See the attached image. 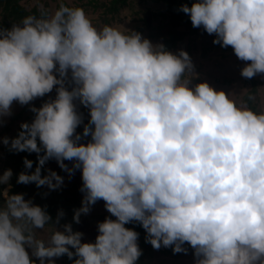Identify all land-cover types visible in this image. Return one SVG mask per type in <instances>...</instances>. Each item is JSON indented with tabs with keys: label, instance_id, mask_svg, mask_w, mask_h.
Listing matches in <instances>:
<instances>
[{
	"label": "clouds",
	"instance_id": "1",
	"mask_svg": "<svg viewBox=\"0 0 264 264\" xmlns=\"http://www.w3.org/2000/svg\"><path fill=\"white\" fill-rule=\"evenodd\" d=\"M38 9L0 26V116L13 101L26 104L54 86L55 96L32 105V120L2 142L37 153L35 168L20 171L17 183L57 188L63 177L51 169L41 175V167L54 158L71 172L64 163L71 160L84 193L73 220L98 199L114 218L97 222L94 241H82L70 223L57 228L43 207L10 193L6 168L0 264H55L62 254L76 256L71 264H135L141 249L138 233L125 226L131 221L153 248L187 251V242L194 264H264V107L206 81L190 86L197 74L187 51L167 50L138 31L97 27L72 0ZM180 10L247 62L241 76L264 73V0H192ZM76 101L89 110L87 142L75 132ZM23 164L30 169L33 161ZM45 228L48 235H38Z\"/></svg>",
	"mask_w": 264,
	"mask_h": 264
},
{
	"label": "rangeland",
	"instance_id": "2",
	"mask_svg": "<svg viewBox=\"0 0 264 264\" xmlns=\"http://www.w3.org/2000/svg\"><path fill=\"white\" fill-rule=\"evenodd\" d=\"M176 1V8L179 13H183L180 10L181 4L187 3L190 5L192 3V0ZM20 2L26 6L27 14H39V4H43L49 12L57 5V0H21ZM72 2L82 7L97 27L110 24L122 31L128 29L138 31L153 43L166 44V49L172 52L184 49L191 58L193 72L197 74L190 80V86L199 81H206L214 89L224 90L233 99L243 100L244 93L249 88V82L246 77L241 76L240 69L247 62L237 58L233 50L221 47L218 43H213L214 33H207L202 29V26L201 28L193 27L186 13L188 20L181 18L172 23L166 4L162 1L125 0L123 4H117V10L110 8L111 0H72ZM4 21L11 26L12 23L20 20L4 19L2 6L0 5V23ZM172 40H174L173 43ZM255 78L257 80V95L254 101L260 109L264 107V73L255 74ZM65 86L71 88L72 85L65 81ZM54 96L55 86L49 93L35 97L26 104L13 101L10 114L0 116V173L6 168L12 169L9 183L19 171H31L35 168L37 153L10 150L8 145L2 142V138L6 136L11 139L16 136L20 130L21 122H30L34 117L35 113L31 111V106L39 107L45 100L54 98ZM75 103L76 110L81 115V123L75 129L76 133H81L78 142H87L90 136L83 135V126L88 123L89 110L86 106L79 104L78 101ZM17 153L22 154L20 160L16 157ZM40 154L42 155L43 151ZM24 157H28L33 161L32 168L25 169ZM64 163L72 169L71 172L61 169L54 158L48 159L41 167L44 174L51 169L63 177V182L59 187L49 189L47 185L38 187L34 182H29L22 183L20 189L15 192L23 193L25 199H31L32 203L43 207L52 218L50 223H54L57 228H62L64 223H70L74 231L82 232V237L85 240L94 241L97 235V222L102 221L106 216L114 217L104 207V201L98 199L90 205L87 213L80 214L79 222L73 220L74 210L80 207L84 195L81 191L82 180L79 168L74 167L71 160H65ZM10 185L12 186L11 183ZM5 187L6 185L2 189ZM10 188H8V191L15 193L11 192ZM0 201H2V197H0ZM59 212H62L63 215L60 216L57 222L56 217ZM137 224L139 222L131 221L127 223V227L134 229ZM139 228L137 243L144 257L148 260V264H194L196 257L193 254V248L187 242L182 245L187 251L174 253L171 246H161L156 249L146 242L145 230L141 226ZM37 231L38 235L46 237L49 230L45 228ZM52 259L55 264H66L62 256L53 257Z\"/></svg>",
	"mask_w": 264,
	"mask_h": 264
},
{
	"label": "trees",
	"instance_id": "3",
	"mask_svg": "<svg viewBox=\"0 0 264 264\" xmlns=\"http://www.w3.org/2000/svg\"><path fill=\"white\" fill-rule=\"evenodd\" d=\"M20 1L21 0H0V5L2 6L4 19H10L11 21H14V20L18 21L23 16H25L27 14L28 10H27L26 6ZM124 1L125 0H111L110 8L113 10H117V7H118L117 4L118 3L123 4ZM153 1H162L166 4V8H167L168 13L170 14V18H171L172 23L175 20L181 19V18H183L184 20H188V17L186 16V14L184 12L183 13L178 12V10L176 8V6H177L176 0H153ZM6 23H7L6 21L1 22L0 26L10 27L9 24H6ZM173 42H174V40H172V43ZM226 48L232 50L231 46H226ZM246 80L249 82V88L244 93L243 100L247 101V105L249 107H251L253 109H258L257 104L254 101V98L257 95V80L255 78V75L252 76L251 78H246ZM249 94L253 95L254 98L252 100L248 99ZM32 153H35V152H32ZM16 157L18 158V160H20L22 158V154L17 153ZM19 170H21V169H19ZM41 175H44L43 171H41ZM16 177H17V174L14 176V179L11 180V182H10L12 184V186L10 188L11 192H15L17 189H20V187L22 185V183H17ZM3 186H4L3 184H0V189H2ZM125 226L127 227V223ZM139 226H140V224H137L136 227L134 228V230L138 234L140 231ZM138 238H139V236H138ZM138 238H137V241H138ZM81 240L82 241H92V240H85L82 236H81ZM60 256H62L64 258L66 264H71V261L76 259L75 255H73L71 258H69L66 254H62ZM135 264H148V260L144 257L143 252H141V254L137 258Z\"/></svg>",
	"mask_w": 264,
	"mask_h": 264
},
{
	"label": "water",
	"instance_id": "4",
	"mask_svg": "<svg viewBox=\"0 0 264 264\" xmlns=\"http://www.w3.org/2000/svg\"><path fill=\"white\" fill-rule=\"evenodd\" d=\"M164 47L166 48V44L164 45Z\"/></svg>",
	"mask_w": 264,
	"mask_h": 264
}]
</instances>
